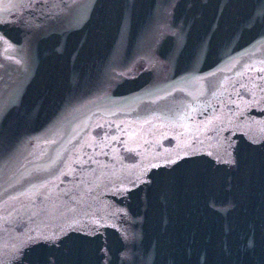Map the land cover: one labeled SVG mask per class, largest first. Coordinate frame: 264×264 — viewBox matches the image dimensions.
<instances>
[{
  "label": "water",
  "instance_id": "1",
  "mask_svg": "<svg viewBox=\"0 0 264 264\" xmlns=\"http://www.w3.org/2000/svg\"><path fill=\"white\" fill-rule=\"evenodd\" d=\"M0 264H264V0H0Z\"/></svg>",
  "mask_w": 264,
  "mask_h": 264
}]
</instances>
